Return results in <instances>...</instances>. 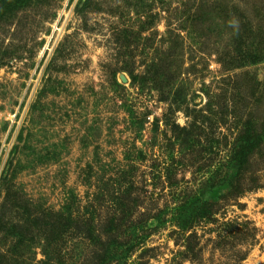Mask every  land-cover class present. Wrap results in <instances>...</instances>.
I'll use <instances>...</instances> for the list:
<instances>
[{"label":"rangeland","instance_id":"obj_1","mask_svg":"<svg viewBox=\"0 0 264 264\" xmlns=\"http://www.w3.org/2000/svg\"><path fill=\"white\" fill-rule=\"evenodd\" d=\"M79 1L0 0V264H264V2Z\"/></svg>","mask_w":264,"mask_h":264},{"label":"trees","instance_id":"obj_2","mask_svg":"<svg viewBox=\"0 0 264 264\" xmlns=\"http://www.w3.org/2000/svg\"><path fill=\"white\" fill-rule=\"evenodd\" d=\"M87 1L88 0H80L79 1V5H80V3L82 2V7H80L79 5H78V11H82L83 9H84V7H85V5H86V3H87ZM222 1L223 0H219L217 3H215L214 5H213V10L214 11H217L218 13H219V10H223L222 9V7H223V5H225L224 6V10H226L227 8H228V3H222ZM259 2H264V0H259ZM264 4V3H263ZM199 5H200V11H203V12H208L207 11V9L205 8V6L204 5H202V3L200 2L199 3ZM209 10V9H208ZM264 16V15H263ZM180 18H182V19H184V22L186 21V23H188V21H192V19H191V16H190V11H189V9H188V7L187 6H185V11H183L181 14H180ZM190 24V23H189ZM258 25V27H259V25L260 24H257ZM255 32V31H254ZM263 36H264V33H263ZM262 36V37H263ZM180 46H181V44L180 43H177V44H175L174 46H173V48H175V49H180ZM172 48V49H173ZM171 52H170V50H167V51H163V52H161V56L163 57L164 55L165 56H168V54H170ZM137 78L138 77H134L133 78V80L134 81H136L137 80ZM218 108V110L219 111H221V108L218 106L217 107ZM223 109V108H222ZM208 111H209V114H210V116H212L213 115V113H215L216 112V109H214V108H211V107H209L208 108ZM176 127L175 128H178L177 127V125H175ZM239 166V162H233V160H232V166H230V167H228V168H233V167H235V168H239L238 167ZM219 175V174H218ZM217 175V173L211 178V180H207V183L205 182L203 185H201V188L200 189H202V191H201V193H209V192H212L215 188H217L219 185H220V183H219V181H217V178L219 177ZM225 178H227V180H228V187H229V189L231 190V194L233 195V196H235L236 197V194H239L240 193V191L238 190L240 187H241V185H239V182H237V181H234V179L229 175V173L228 174H225ZM238 181H240V180H238ZM238 186V187H237ZM191 200H192V203H196V202H198V200H200V197H198V196H195V195H192L191 196ZM196 204H198V203H196ZM204 205V204H203ZM205 208V207H204ZM65 210V209H64ZM24 215H26V214H24ZM29 216H30V214L29 215H27V219H24V220H22V221H20V231L22 232V230L25 232V234H27V231H28V223H32V221H30V219L31 218H29ZM65 216V211L63 212V215H62V217H64ZM34 223V225L36 224L37 225V222L36 221H33ZM63 222V221H62ZM106 226V227H105ZM104 227H105V229H103L102 228V226H101V228H99V229H102V231L104 232V234L106 235V237H107V239H113L116 235H115V232H116V230H114V227H112V226H110L109 225V223L107 222V224L105 225ZM96 229H98V226L96 227ZM18 230V231H19ZM77 230H79V229H77ZM19 231V232H20ZM101 256V255H100ZM102 259L103 258H101V257H99V256H95L94 255V259H93V261H95L94 263H96V264H100L101 263V261H102Z\"/></svg>","mask_w":264,"mask_h":264}]
</instances>
